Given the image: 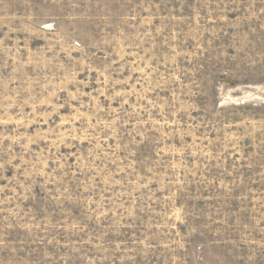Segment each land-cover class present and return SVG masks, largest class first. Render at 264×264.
<instances>
[{
	"label": "rangeland",
	"instance_id": "rangeland-1",
	"mask_svg": "<svg viewBox=\"0 0 264 264\" xmlns=\"http://www.w3.org/2000/svg\"><path fill=\"white\" fill-rule=\"evenodd\" d=\"M0 264H264V0H0Z\"/></svg>",
	"mask_w": 264,
	"mask_h": 264
}]
</instances>
